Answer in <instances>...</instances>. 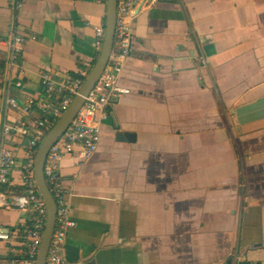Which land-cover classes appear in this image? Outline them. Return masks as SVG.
Listing matches in <instances>:
<instances>
[{"label":"crops","instance_id":"crops-1","mask_svg":"<svg viewBox=\"0 0 264 264\" xmlns=\"http://www.w3.org/2000/svg\"><path fill=\"white\" fill-rule=\"evenodd\" d=\"M104 18L105 0H0V133L38 118L5 112L7 96L50 100L41 73L93 65ZM133 33L118 81L129 93L111 99L95 153L58 164L76 223L65 263L264 264V0H159ZM14 34L28 40L9 71ZM26 141L6 137L8 195L24 192ZM33 219L0 209V261L22 258Z\"/></svg>","mask_w":264,"mask_h":264},{"label":"built area","instance_id":"built-area-1","mask_svg":"<svg viewBox=\"0 0 264 264\" xmlns=\"http://www.w3.org/2000/svg\"><path fill=\"white\" fill-rule=\"evenodd\" d=\"M139 2L140 0H116L114 44L108 62L92 91L84 99V104L76 117L49 149L44 161V180L56 205L55 227L45 264H66L62 256L66 233L76 226V223L69 219L65 193L57 176L58 164L64 155L73 157L79 166L89 161L98 147L101 125L109 118L108 106L111 99L129 93L128 90L118 86V81L132 50L134 12ZM94 35L97 39L96 44L100 48L103 28H94ZM27 40L25 35L14 34L7 43L9 71L17 65V57L25 50ZM91 68L92 65L85 63L76 75L66 78H61L57 72L41 73L39 83L50 100L26 98L21 107L17 100L10 96L4 100L5 112L15 109L20 110L24 115L36 112L38 118L32 125L20 120L12 123L3 122L1 125L0 187L8 184L10 171L16 164L13 152L7 147L6 137L13 134L27 137V141L23 150L25 162L18 167L24 193L8 196L0 190V209L31 211L34 213V219L26 232L22 258L0 261V264H36L46 208L33 180L34 156L47 131L67 110L73 97L78 94ZM8 241V232L0 226V242Z\"/></svg>","mask_w":264,"mask_h":264},{"label":"water","instance_id":"water-1","mask_svg":"<svg viewBox=\"0 0 264 264\" xmlns=\"http://www.w3.org/2000/svg\"><path fill=\"white\" fill-rule=\"evenodd\" d=\"M157 1L159 0H140L139 4L135 9L134 16H136L141 10L145 8H151ZM115 20L116 0H105L103 37L96 60L94 61L88 76L86 77L80 90L78 91V94L73 97L67 110L47 131L45 137L40 142L34 156L33 180L36 186L37 193L46 208V217L44 221L41 242L36 257V264H45L46 262V256L51 243L56 221V205L45 183L43 176L44 161L46 159L49 149L55 144L58 138H60L66 131V129L69 127V125L74 120L77 113L83 106L84 99L87 97L89 92L92 91L94 85L99 80L113 49ZM109 113L110 115H112L110 111ZM115 127L117 128L116 124ZM122 135L127 139L131 140L134 137L133 135ZM250 264H258V262H252Z\"/></svg>","mask_w":264,"mask_h":264},{"label":"trees","instance_id":"trees-1","mask_svg":"<svg viewBox=\"0 0 264 264\" xmlns=\"http://www.w3.org/2000/svg\"><path fill=\"white\" fill-rule=\"evenodd\" d=\"M18 3V2H17ZM0 68L2 69L3 68V66H0ZM0 190L2 191V192H4V193H6V186H1L0 187ZM7 194V193H6ZM8 195V194H7ZM8 196H11V195H8Z\"/></svg>","mask_w":264,"mask_h":264},{"label":"rangeland","instance_id":"rangeland-1","mask_svg":"<svg viewBox=\"0 0 264 264\" xmlns=\"http://www.w3.org/2000/svg\"><path fill=\"white\" fill-rule=\"evenodd\" d=\"M24 188V187H23ZM22 193H24V192H22Z\"/></svg>","mask_w":264,"mask_h":264}]
</instances>
